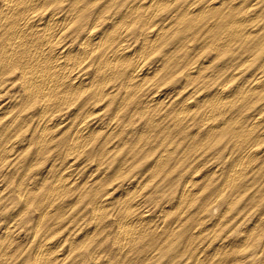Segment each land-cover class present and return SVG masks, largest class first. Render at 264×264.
Segmentation results:
<instances>
[{
  "label": "rangeland",
  "instance_id": "rangeland-1",
  "mask_svg": "<svg viewBox=\"0 0 264 264\" xmlns=\"http://www.w3.org/2000/svg\"><path fill=\"white\" fill-rule=\"evenodd\" d=\"M131 39L128 38L125 46L139 49L141 39ZM181 39L178 28L172 27L168 29L164 40L153 43L154 50L157 47L163 50L175 47V53L179 57L185 56L183 61L192 63L191 66L205 62L200 79H194L189 73L187 77L186 70L179 68L178 63L181 62H178L169 70L160 71L149 84L143 85L144 82L140 80L133 82L130 88V91H136L133 97L130 91L126 92L127 80L115 81L113 88L106 91L104 99L86 105L79 113L68 110L71 107L62 106L56 114L58 118L72 121L89 115L93 121H102L106 126L98 132L90 149L77 155H67L55 149L54 143L47 151H37L43 128L39 119L42 107L40 103L31 106L19 75L2 76L0 70V103L6 107L3 109L4 114H0V233L15 222H20V248L9 264H33L27 260L35 247V226L41 212L36 204L27 202V193L23 191L27 184L26 180L23 181L25 171L30 169L28 179L40 183L45 179H53L75 160L79 168L77 182L81 184L78 190H82L81 194H85L83 190L87 186L88 191L93 190L98 195L107 191L111 198H116L110 205L112 220L118 219L124 212L123 202L128 198L136 215H142L145 210L152 215L148 217L154 220L152 226L154 231H160L159 237L143 250L130 253V258L142 261L139 264H264V122L249 136V141H258L262 149L260 155L252 158L244 152L246 145L240 147L242 151H239L233 141L219 137V134L208 139L205 134L208 135L211 126L202 117V112L212 103L236 100L235 94L221 99L217 93L222 82L232 76L234 80L229 84L231 88L236 87V84L237 87L244 84L243 88L250 90L244 105L238 103L233 110L243 114L240 117L245 124L255 113L264 119V89L251 90L256 80L259 81L258 85L262 83L264 86V53L254 50L242 53L240 57L228 53L221 56L207 46L201 54H196L195 47L189 50ZM204 44L209 45L202 40L193 42L194 46ZM236 48L243 49L241 44H237ZM152 52L155 62L150 63L152 59L144 67L143 74L148 68H156L162 62V58ZM131 65L130 68L134 63ZM166 96V99H171L168 103L164 100ZM140 100H143L147 111L141 109ZM96 103L101 110L91 114L90 107ZM184 105L190 110V117L180 122L174 115L177 114V108H183ZM117 111L120 115L115 127L116 123L111 118ZM222 115L218 116L217 122L223 120L225 116ZM234 124L229 122V126ZM184 127L190 130L187 135L182 134ZM64 128L68 133L71 131H68L67 124H57L52 129L60 133ZM33 135L35 139H31ZM143 135L147 137L140 138ZM2 143L5 147L12 143L18 155L8 159ZM153 147L155 149L152 150ZM162 155L168 165L164 172H159L158 167L152 165L154 159ZM240 159H245L251 179L230 183L227 177L229 179L230 170ZM20 183L23 187L19 189ZM102 186L104 188L97 189ZM33 187V190L36 189V186ZM98 197L104 198V195ZM80 199L82 201L76 203L77 209L86 205L84 199ZM139 201L140 205L137 206ZM62 206L67 210L65 203ZM63 226L55 238H63L72 228V224L65 229ZM80 226L84 229L81 234L91 232L89 227L94 228L88 221ZM22 249H25L24 252H21ZM230 252L232 254L227 260L226 254ZM66 264H90V261L79 258Z\"/></svg>",
  "mask_w": 264,
  "mask_h": 264
},
{
  "label": "bare ground",
  "instance_id": "bare-ground-1",
  "mask_svg": "<svg viewBox=\"0 0 264 264\" xmlns=\"http://www.w3.org/2000/svg\"><path fill=\"white\" fill-rule=\"evenodd\" d=\"M172 27L178 28L184 46L189 50L195 47L196 54L204 51L207 46L221 56L228 53L233 57H240L242 53L254 50L264 53V0H0L1 75H19L31 106L40 103L42 107L39 119L43 128L38 143L36 138L37 151H47L52 143L55 149L58 148L67 155H77L90 149L98 132L106 128L104 123L93 121L89 115L68 121V118H58L56 114L62 106L71 107L68 110L79 113L86 105L104 99L106 91L113 88L115 81L127 80L125 89L128 93L136 80L143 81V85L149 84L160 71L169 70L178 62H181L178 63L179 68L186 70L187 77L190 74L194 79H200L205 62L191 66L192 63L183 61L185 56L179 57L175 53V47L164 50L157 47L154 50L153 43L164 40L168 29ZM176 35L175 37L178 36ZM130 37L134 41L141 39L139 49L125 46ZM199 40L208 42L209 45L194 46L193 42ZM237 44H241L243 52L236 48ZM152 51L162 58V62L156 68H148L143 74L144 67L152 59L150 63L155 62ZM132 63L134 65L130 68ZM233 80L230 76L223 81L217 93L221 99L235 94L236 100L212 103L202 112L203 119L211 126L205 136L210 139L219 134V137L233 141L239 151H242L240 147L244 148L246 145L244 152L254 158L260 155L262 149L258 141H249V136L263 124L264 119L255 113L252 117L249 116L245 124L240 117L243 114L233 110L238 103L244 105L250 93L249 89L243 88L244 84L239 85L240 87L236 84V87L231 88L229 84ZM258 84L259 81L256 80L251 90L264 89L262 83ZM130 93L131 97L136 95V91L134 93L131 90ZM166 98L167 96L164 100ZM170 101L171 99H166L167 103ZM140 104L141 109L147 111L143 100H140ZM1 105L0 103V114H4L3 109L6 107ZM90 108L91 114L101 110L100 106L97 108V103ZM175 114L174 118L182 122L190 117V110L184 105L183 108H177ZM119 115V111L112 115L115 127L118 125ZM221 115L225 117L217 122ZM229 122L235 124L229 126ZM57 124H67L68 131H71L66 132V127L56 133L52 128ZM188 132L189 129L182 128V134L187 135ZM142 137L147 135L140 138ZM31 139H35V135ZM12 143L6 147L3 144L8 159L18 155V150ZM133 145L136 146L135 143ZM101 146L102 143L99 148ZM244 160L235 161L229 179L227 177L230 183L241 182L244 178L251 179ZM75 163L76 160L67 164L53 179L41 180L40 183L28 179L30 169L25 171L23 181L26 180L27 184L24 182L26 185L23 191L27 193V202L36 204L41 212L35 226V247L27 261L33 264H66L82 258L90 261V264L141 263L134 257L130 258V253L143 250L148 243L159 237L160 231H154L152 226L154 220L148 217L152 215L148 210L142 215H136L128 198L123 202L124 212L118 219L112 220L110 205L116 198H111L107 191L101 194L104 198H99L101 195L93 190L88 191L86 184L83 190L85 194H81L82 190L78 191L81 184L77 182L79 168ZM167 165V159L162 155L154 159L152 167L157 166L159 172H164ZM33 186L36 189L33 190ZM103 186L97 189H102ZM243 186L246 185L243 183ZM22 187L23 184L20 183L18 188ZM80 198L84 199L86 205L77 209L76 203L82 201ZM64 203L67 210L62 206ZM87 221L94 228L89 227L91 232L81 234L84 229L80 225ZM18 223L20 222L9 224L0 233V264H9L20 248ZM69 224H72L69 233L63 238H55L61 232V226L64 225L65 229ZM235 251L236 249L232 252ZM232 252L226 254L227 260Z\"/></svg>",
  "mask_w": 264,
  "mask_h": 264
}]
</instances>
